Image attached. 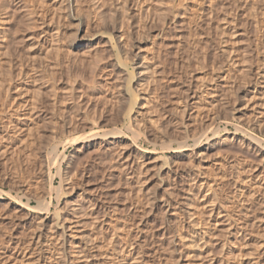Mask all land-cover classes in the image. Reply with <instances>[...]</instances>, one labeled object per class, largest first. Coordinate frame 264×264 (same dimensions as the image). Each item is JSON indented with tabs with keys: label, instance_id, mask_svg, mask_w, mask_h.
<instances>
[{
	"label": "rangeland",
	"instance_id": "rangeland-1",
	"mask_svg": "<svg viewBox=\"0 0 264 264\" xmlns=\"http://www.w3.org/2000/svg\"><path fill=\"white\" fill-rule=\"evenodd\" d=\"M108 1L0 0V264H264V0Z\"/></svg>",
	"mask_w": 264,
	"mask_h": 264
},
{
	"label": "bare ground",
	"instance_id": "bare-ground-1",
	"mask_svg": "<svg viewBox=\"0 0 264 264\" xmlns=\"http://www.w3.org/2000/svg\"><path fill=\"white\" fill-rule=\"evenodd\" d=\"M93 1H94V0H93ZM100 1H101V0H100ZM109 1H110V0H109ZM109 1H108V2H109ZM76 2H77V1H76ZM88 2H89V0H88ZM91 2H92V1H91ZM113 2H114V1H113ZM5 3H6V2H5ZM84 3H85V2H84ZM92 3H93V2H92ZM123 3H124V2H123ZM78 4H79V3H78ZM89 4H90V3H89ZM94 4H95V3H94ZM110 4H111V3H110ZM115 4H116V3H115ZM125 4H127V3H125ZM2 5H3V4H2ZM116 5H117V4H116ZM120 5H122V4H120ZM123 5H124V4H123ZM123 5H122V6H123ZM104 6H106V5H104ZM116 7H117V9H118V6H116ZM124 7H125V6H124ZM120 8H122V7L120 6ZM153 8H154V7H153ZM70 9H71V8H70ZM115 9H116V8H115ZM117 9H116V10H117ZM128 9H129V8H128ZM159 9H160V8H159ZM78 10H79V9H78ZM91 10H92V9H91ZM99 10H100V9H99ZM110 10H111V9H110ZM119 10H120V9H119ZM122 10H123V9H122ZM122 10H120V11L122 12ZM124 10H125V9H124ZM157 10H158V9H157ZM70 11H71V10H70ZM73 11H74V10H73ZM76 11H77V10H76ZM102 11H103V10H102ZM125 11L127 12V8H126ZM125 11H124V12H125ZM99 12H100V11H99ZM124 12H123V13H124ZM126 12H125V13H126ZM69 13H70V12H69ZM71 13H72V12H71ZM76 13H77V12H76ZM118 13H119V12H118ZM74 14H75V13H74ZM74 14H73V15H74ZM120 14H122V13H120ZM127 14H128V13H127ZM149 14H150V13H149ZM60 15H61V14H60ZM70 15H72V14H70ZM73 15H72V16H73ZM99 15H100V14H99ZM114 15H116V14H114ZM122 15H123V14H122ZM124 15H125V14H124ZM160 15H161V14H160ZM63 16H64V15H63ZM74 16H76V15H74ZM77 16H78V15H77ZM77 16H76V17H77ZM87 16H88V15H87ZM59 17H60V16H59ZM70 17H71V16H70ZM106 17H107V16H106ZM111 17H112V16H111ZM96 18H97V16H96ZM159 18H160V17H159ZM93 19H94V18H93ZM120 19H121V18H120ZM57 20L59 21V19H57ZM106 20H107V19H106ZM112 20H113V19H112ZM123 20H125V19H123ZM123 20H122V21H123ZM158 20H159V19H158ZM163 20H164V19H163ZM113 21H114V20H113ZM118 21H119V20H118ZM164 21H165V20H164ZM114 22H115V21H114ZM114 22H113V23H114ZM120 22H121V21H120ZM124 23H125V22H124ZM124 25H125V24H124ZM88 26H89V25H88ZM126 27H127V26H126ZM144 28H145V27H144ZM87 29H88V28H87ZM108 30H109V29H108ZM123 31H124V29H123ZM127 31H129V30H127ZM127 31H126V32H127ZM142 31H144V30H142ZM108 33H109V32H108ZM126 34H127V33H126ZM129 35H130V33H129ZM127 37H129V36H127ZM129 38H130V37H129ZM111 39H112V37H111ZM67 40H68V39H67ZM59 41H60V40H59ZM116 41H117V40H116ZM73 42H74V41H73ZM73 42H72V43H73ZM76 42H77V39H76ZM67 43H68V42H67ZM131 43H132V42H131ZM68 44H69V43H68ZM54 48H55V46H54ZM152 50H153V49H152ZM122 51H123V50H122ZM132 51H133V50H132ZM155 51H156V50H155ZM126 52H127V50H126ZM152 52H153V51H152ZM152 52H151V54H152ZM153 53H154V52H153ZM121 54H122V53H121ZM68 55H69V54H68ZM117 55H118V54H117ZM159 55H160V54L158 53V56H159ZM118 56H119V58H120V55H118ZM129 56H130V55H129ZM152 56L154 57V56H155V53L152 54ZM116 57H117V56H116ZM121 57H122V55H121ZM155 57H156V56H155ZM155 57H154V58H155ZM101 58H102V57H101ZM126 58H127V57H126ZM120 59H121V58H120ZM120 59H119V61H120ZM130 59H132V58H130ZM157 59H158V58H157ZM157 59H155V61H156ZM123 60H125V57H124ZM132 60H133V59H132ZM132 60H131V61H132ZM120 62H121V61H120ZM157 62H158V61H157ZM151 63H152V62H151ZM155 63H156V62H155ZM155 63H154V64L152 63V65H155ZM121 64H122V63H121ZM152 65H151V67H152ZM143 66H144V65H143ZM157 66H158V65H157ZM151 67H150L149 69H151ZM153 68L155 69V67H153ZM153 68H152V69H153ZM149 69H148V71H149ZM154 69H153V70H154ZM126 70H127V69H126ZM145 70H147V69H145ZM153 70H152V71H153ZM153 72H154V74H152V75H153V77H154V76H155V70H154ZM153 72H151V73H153ZM159 72H160V71H159ZM176 72H177V71H176ZM156 73H157V72H156ZM140 74H141V73H140ZM148 74H149V72H148ZM156 75H157V74H156ZM116 76H117V75H116ZM137 76H138V75H137ZM157 76H158V75H157ZM118 77H119V76H118ZM131 77H132V76H131ZM150 77H151V75H150ZM153 77H152L151 79H153ZM52 78H53V77H52ZM132 78H133V77H132ZM149 79H150V78H149ZM154 79H155V78H154ZM156 80H157V79H155V82H157ZM152 83H153V82H152ZM152 83H151V84H152ZM55 84H56V83H55ZM151 84H150V85H151ZM148 85H149V84H148ZM111 86H112V85H111ZM139 86H140V85H139ZM156 86H157V85H156ZM128 87H129L128 89H130V85H128ZM142 87H143V86H142ZM128 89H127V90H128ZM131 89H132V88H131ZM155 89H156V88H155ZM133 90H134V89H133ZM128 91H129V90H128ZM145 91H146V90H145ZM132 92H133V91H132ZM132 92H131V93H132ZM158 92H159V91H158ZM129 93H130V91H129ZM142 93H143V92H142ZM133 94H135V93L133 92ZM133 94H131V95H133ZM150 94H151V93H150ZM118 95H119V94H118ZM152 95H153V94H152ZM137 96H139V95H137V93H136L135 95L132 96V97H133V98H132V103L130 102V103H131V107L129 106V107H130V110H132L133 107L136 106L135 103H136L137 101H135V100H138V98H136ZM148 96H149V95H148ZM150 96H151V95H150ZM119 97H120V96H119ZM153 99H154V98H153ZM129 100H131V99H129ZM147 101H148V100H147ZM155 101L157 102V100H155ZM152 102H153V101H152ZM152 102H151V103H152ZM147 103H148V102H147ZM136 104H137V103H136ZM121 106H122V105H121ZM129 107H128V108H129ZM126 110H127V109H126ZM111 112H112V111H111ZM129 113H130V112H129ZM130 114H131V113H130ZM145 114H146V113H145ZM127 115H128V112H127ZM127 115H126V117H127ZM119 116H120V115H119ZM129 116H130V115H129ZM118 118H119V117H118ZM128 118H129V117H128ZM129 119H130V118H129ZM149 120H150V119H149ZM95 121H96V120H95ZM154 121H155V120H154ZM113 122H114V121H113ZM169 122H170V121H169ZM95 123H96V122H95ZM127 123H128V122H127ZM152 123H153V122H152ZM167 123H168V122H167ZM130 124H131V123H130ZM152 125H153V124H152ZM166 125H167V124H166ZM131 126H132V125L129 126V129H132ZM155 126H156V125H155ZM127 128H128V127H127ZM156 128H157V127H156ZM158 128H159V126H158ZM113 130H114V129H112L111 132H105V131H104V133H103L104 137H106V136H108V135H113V136H115V137H119V138H120L119 134H121V132H119V131H113ZM115 130H117V129H115ZM118 130H119V129H118ZM160 130H161V129H160ZM128 131H129V130H128ZM136 131H137V130H136ZM158 131H159V130H158ZM161 131H162V130H161ZM164 131H165V130H164ZM238 131H239V130H238ZM98 133H99V132H98ZM98 133H97V134L95 133V134H93V135L91 134L92 137H90V138H92V139L89 140V141H93V140H95V139L99 136ZM165 133H166V131H165ZM165 133H164V134H165ZM132 135H133V134H132ZM156 135H157V134H156ZM166 135H167V134H166ZM162 136H163V135H162ZM164 136H165V135H164ZM99 137H100V136H99ZM101 137H102V136H101ZM104 137H102V138H104ZM111 137H112V136H111ZM121 137H122V136H121ZM168 137H169V136H168ZM249 137H250V136H249ZM82 138H84V137H82ZM86 138H87V137H86ZM90 138H88V139H90ZM84 139H85V138H84ZM97 139H98V138H97ZM165 139H166V138H165ZM180 139H181V138H180ZM184 139H185V138H184ZM256 139H257V138H256ZM256 139H253V140L256 142V141H257ZM73 140H74V139H73ZM73 140H70V141L72 142ZM177 140H178V139H177ZM70 141H69V142H70ZM74 141H79L78 143H80V141H82V140H80V139L77 137V139H75ZM84 141H85V140H84ZM84 141H82V142H84ZM258 141H259V140H258ZM258 141H257V142H258ZM159 142H160V141H159ZM63 143H64V142H63ZM69 144H70V143H69ZM71 144H72V143H71ZM151 144H152V143H151ZM157 144H159V143L156 142V144H155L156 146H154V147H157ZM175 144H176L177 146H175ZM159 145H160V146H159ZM159 145H158V146L160 147V149H161L162 151H168V152H170V151L173 152V151H174V153H178V154L183 153L184 149L186 150V149H187L186 147H188L187 144H186V142L181 141V140L175 141L174 138H173V140L168 139V140H166V141H165V140H164V141H161ZM159 158H160V157H159ZM56 159L58 160V158H56ZM56 159H55V162H56ZM62 159H63V158H62ZM161 160H162V159H161ZM126 168H127V167H126ZM59 169H60V168H59ZM59 169H58V170H59ZM61 176H62V175H61ZM174 181H175V180H174ZM176 183H177V182H176ZM62 187H63V186H62ZM62 192H63V191H62ZM59 199H60V198H59ZM164 200H165V199H164ZM58 203H59V202H58ZM41 204H42V203H41ZM48 205H50V204H48ZM175 205H176V204H175ZM34 209H38L39 211L42 210V208H41L40 206H39L38 208H34ZM48 209H49V208H48ZM38 210H37V211H38ZM59 210H60V209H59ZM167 210H168V209H167ZM173 211H174V210H173ZM44 212H45V211H44ZM44 212H43V213H44ZM43 213H42V212H38L39 215H42ZM45 213H46V212H45ZM56 213H57V212H56ZM75 213H76V212H75ZM168 214H169V213H168ZM177 214H178V213H177ZM175 216H176V215H175ZM77 217H78V216H77ZM169 220H170V219H169ZM58 225H59V224H58ZM58 225H57V226H58ZM68 228H69V227H68ZM69 229H70V228H69ZM169 235H170V234H169ZM180 238H181V237H180ZM168 241H170V240H168ZM168 243H169V242H168ZM168 243H167V244H168ZM172 244H173V243H172ZM198 245H199V244H198ZM169 261H170V260H169ZM165 264H166V263H165Z\"/></svg>",
	"mask_w": 264,
	"mask_h": 264
}]
</instances>
